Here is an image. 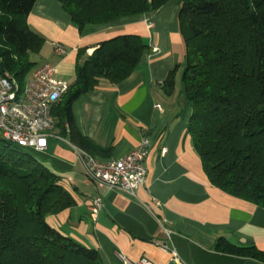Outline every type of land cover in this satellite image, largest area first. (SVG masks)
<instances>
[{
  "label": "trees",
  "instance_id": "1",
  "mask_svg": "<svg viewBox=\"0 0 264 264\" xmlns=\"http://www.w3.org/2000/svg\"><path fill=\"white\" fill-rule=\"evenodd\" d=\"M84 35L121 19L158 11L172 0H57ZM36 0H0V73L22 88L45 41L26 22ZM185 44L182 84L190 115L187 132L209 183L264 208V0H179ZM149 50L141 37L100 43L77 53L74 81L55 104V128L92 155L72 115L73 103L97 88L128 78ZM173 69L162 84L174 92ZM93 157H96L92 155ZM74 200L35 153L0 140V264H100L97 250L47 222ZM215 248L264 264V252L224 239Z\"/></svg>",
  "mask_w": 264,
  "mask_h": 264
},
{
  "label": "crops",
  "instance_id": "2",
  "mask_svg": "<svg viewBox=\"0 0 264 264\" xmlns=\"http://www.w3.org/2000/svg\"><path fill=\"white\" fill-rule=\"evenodd\" d=\"M26 22L50 51L41 50L31 60L34 57L37 66H54L56 78L69 84L80 49L90 56L100 43L123 35L139 36L149 48L128 78L116 85L100 80L71 108L79 133L93 145L94 158L116 159L137 149L143 139L149 141L145 183L134 195L97 189L87 178L76 147L55 128L59 139L48 138L46 149L36 156L59 178L74 205L46 222L97 250L100 264H123L120 256L151 264H260L215 248L224 239L264 252V208L213 187L193 148L187 132L190 107L181 81L185 44L176 1L155 12L94 27L84 35L57 0H36ZM54 44L65 54H55ZM173 69L175 87L169 96L162 84ZM98 195L103 207L92 219L88 207ZM157 241L174 251L177 260Z\"/></svg>",
  "mask_w": 264,
  "mask_h": 264
},
{
  "label": "built area",
  "instance_id": "3",
  "mask_svg": "<svg viewBox=\"0 0 264 264\" xmlns=\"http://www.w3.org/2000/svg\"><path fill=\"white\" fill-rule=\"evenodd\" d=\"M54 53L61 56L65 50L53 45ZM57 69L48 64L37 66L22 88L7 75L0 73V140L18 148L41 153L47 147L48 138L54 137L56 121L52 115L55 104L68 90L69 83L56 78ZM149 141L143 139L140 146L126 155L111 160H99L81 149L75 148L87 178L97 189L120 190L130 195L143 186L147 172L144 160ZM103 207L101 196H96L88 207L90 217L95 219ZM163 250L169 251L177 260L174 251L165 243L157 241ZM123 264H151L146 259L131 262L120 256Z\"/></svg>",
  "mask_w": 264,
  "mask_h": 264
},
{
  "label": "rangeland",
  "instance_id": "4",
  "mask_svg": "<svg viewBox=\"0 0 264 264\" xmlns=\"http://www.w3.org/2000/svg\"><path fill=\"white\" fill-rule=\"evenodd\" d=\"M172 1H176V4H178V1H179V0H172ZM170 2H171V1H170ZM168 3H169V2H168ZM177 7H178V5H177ZM178 8H179V7H178ZM52 47H53V45H52ZM49 49H50V48H49ZM47 50H48V49H44V48H43V49H42L43 54H46ZM48 52H50V51L48 50ZM39 59H40V58L37 57V60H38V61H39ZM32 60H35L34 57H32ZM181 78H182V75H181ZM35 154H37V153H35Z\"/></svg>",
  "mask_w": 264,
  "mask_h": 264
}]
</instances>
